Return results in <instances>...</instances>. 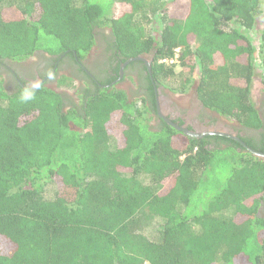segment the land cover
<instances>
[{
    "label": "trees",
    "instance_id": "1",
    "mask_svg": "<svg viewBox=\"0 0 264 264\" xmlns=\"http://www.w3.org/2000/svg\"><path fill=\"white\" fill-rule=\"evenodd\" d=\"M263 6L0 0V62L41 51L77 71L57 80L73 99L47 87L8 94L0 74V264H264V160L231 141L210 148L164 122L153 128L146 101L129 99L114 78L93 82L76 63L106 31L115 74L151 54V86L195 87L204 108L263 129L251 99L257 77L264 97V23L252 34ZM176 50L178 64L162 63ZM25 89L31 100L21 99ZM154 219L162 224L149 240L141 228Z\"/></svg>",
    "mask_w": 264,
    "mask_h": 264
},
{
    "label": "flooded vegetation",
    "instance_id": "2",
    "mask_svg": "<svg viewBox=\"0 0 264 264\" xmlns=\"http://www.w3.org/2000/svg\"><path fill=\"white\" fill-rule=\"evenodd\" d=\"M95 34V46L81 62L76 60L77 65L93 82L114 78L110 85L116 89H119L117 87L123 83L128 84L127 87L119 90L124 91L129 99L144 100L147 106L155 109L150 123L153 128L159 127L162 122L173 129H175L174 126L185 128L194 134L195 137L178 132L198 141L207 139V145L210 148L215 146L224 147L226 143L231 141L248 152L246 148L250 149L249 146L251 144L256 146L264 145L261 137V134L264 133V128H245L235 120L220 117L209 111L198 101L195 87H190L184 94H176L162 86H151L146 80L147 73H150L153 59L151 54L134 58L133 61L130 59L123 62L118 73L115 74L114 69L119 60H114L113 64L110 62L112 52L106 50L107 45L103 37L104 34L100 31H96ZM95 49L98 54L93 56L92 53L93 50L95 52ZM63 59V56H51L45 52L38 51L22 62L17 63L6 60L0 62V74L4 82V90L10 94L16 88L37 89L39 87H47L62 92L57 87L58 78L65 75L75 78L77 72L75 71L76 67H72L68 60ZM133 62L134 65H131ZM145 70H147V73ZM80 82L82 81L76 80L75 85L79 86ZM261 96L253 103L261 125L264 127V97ZM245 141L250 142L249 146H247L248 144Z\"/></svg>",
    "mask_w": 264,
    "mask_h": 264
},
{
    "label": "rangeland",
    "instance_id": "3",
    "mask_svg": "<svg viewBox=\"0 0 264 264\" xmlns=\"http://www.w3.org/2000/svg\"><path fill=\"white\" fill-rule=\"evenodd\" d=\"M261 10H262V14H261L262 16L259 19H257L255 30L252 33L254 41H256V38L258 37L257 36L258 30L262 29V26H263V23H264L263 22L264 21V6L262 7ZM100 32L103 33L104 35H107L106 31H100ZM97 54H98L97 50L95 49V52L93 50L92 55L95 56ZM175 71L177 72L178 68H176ZM127 86H128V84L123 83V84L119 85L117 88L123 89V88H125ZM252 86L253 87H252L251 99H252L253 102H255V101H257V98L260 95H262L261 92H260L261 87H260V84H259L258 77L255 79V81H254ZM59 90L62 91L63 93L69 94L71 97L73 96V90L68 88V87L67 88L66 87H61ZM176 94H178V93H176ZM131 99H133V98H131ZM180 99H182V98H180ZM137 106H139V103H137ZM44 191H45L44 192V198L45 199H51L53 197L54 187L52 185L47 184L45 186ZM259 212H260L259 213L260 216L261 215L264 216V205L262 206V208L260 209ZM161 224H162V222L160 220H158V219L151 220V222H149L148 224L143 225V227L141 228V233H143L144 236H146L149 240H153V239L156 238L157 231H158L159 227L161 226Z\"/></svg>",
    "mask_w": 264,
    "mask_h": 264
},
{
    "label": "water",
    "instance_id": "4",
    "mask_svg": "<svg viewBox=\"0 0 264 264\" xmlns=\"http://www.w3.org/2000/svg\"><path fill=\"white\" fill-rule=\"evenodd\" d=\"M131 61H133V59L131 60ZM123 69V68H122ZM174 126V125H173ZM174 128L177 130V131H180V132H182L183 134H185V135H188V136H191V137H195V135L194 134H192L191 132H189L187 129H185V128H182V127H178V126H174ZM246 150L248 151V152H250L253 156H255L256 158H259V159H261V160H264V154H262V153H259V152H256V151H253V150H251V149H248V148H246Z\"/></svg>",
    "mask_w": 264,
    "mask_h": 264
},
{
    "label": "built area",
    "instance_id": "5",
    "mask_svg": "<svg viewBox=\"0 0 264 264\" xmlns=\"http://www.w3.org/2000/svg\"><path fill=\"white\" fill-rule=\"evenodd\" d=\"M177 60H178V51L176 50L172 58L163 60L162 63H165L166 65H176L178 64Z\"/></svg>",
    "mask_w": 264,
    "mask_h": 264
},
{
    "label": "clouds",
    "instance_id": "6",
    "mask_svg": "<svg viewBox=\"0 0 264 264\" xmlns=\"http://www.w3.org/2000/svg\"><path fill=\"white\" fill-rule=\"evenodd\" d=\"M32 98H33V93L30 90L25 89L21 95V99L24 101H28L31 100Z\"/></svg>",
    "mask_w": 264,
    "mask_h": 264
}]
</instances>
